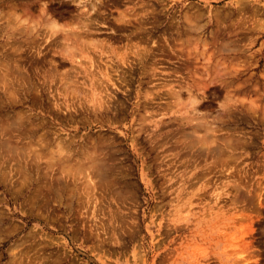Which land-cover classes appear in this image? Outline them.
I'll return each instance as SVG.
<instances>
[{
    "label": "rangeland",
    "instance_id": "374dc122",
    "mask_svg": "<svg viewBox=\"0 0 264 264\" xmlns=\"http://www.w3.org/2000/svg\"><path fill=\"white\" fill-rule=\"evenodd\" d=\"M0 80V264H264V0H0Z\"/></svg>",
    "mask_w": 264,
    "mask_h": 264
},
{
    "label": "bare ground",
    "instance_id": "6f19581e",
    "mask_svg": "<svg viewBox=\"0 0 264 264\" xmlns=\"http://www.w3.org/2000/svg\"><path fill=\"white\" fill-rule=\"evenodd\" d=\"M25 22V21H24ZM10 24V23H9ZM53 25V24H52ZM20 26V25H19ZM7 27V26H6ZM12 27V26H11ZM11 29V28H10ZM20 29V28H19ZM18 29V30H19ZM55 29H57V28H55ZM52 31V30H51ZM59 31V30H58ZM57 31V32H58ZM15 34V33H14ZM77 39V38H76ZM67 47V46H66ZM65 50V49H64ZM7 65V64H6ZM6 67V66H5ZM19 73V72H18ZM1 81V80H0ZM6 89V88H5ZM10 91V90H9ZM15 95V94H14ZM177 95V94H176ZM109 96V95H108ZM97 108V107H96ZM17 120V119H16ZM16 120H14V121H16ZM19 122V121H18ZM206 125V124H205ZM5 126V125H4ZM203 126V125H202ZM5 129V128H4ZM204 130V129H203ZM202 131V130H201ZM210 133V132H209ZM194 135V134H193ZM7 141V140H6ZM3 142V141H2ZM8 142V141H7ZM4 143V142H3ZM59 143V142H58ZM192 144V143H191ZM6 145H7V143H6ZM3 146V145H2ZM55 146V145H54ZM14 147V146H13ZM12 149V148H11ZM59 149V148H58ZM61 150V149H60ZM62 151V150H61ZM112 151V150H111ZM14 152V151H13ZM29 152V151H28ZM97 152V151H96ZM60 154H61V152H59ZM32 154V153H31ZM84 154V153H83ZM68 155V154H67ZM25 156V155H24ZM49 156V155H48ZM46 157V156H45ZM92 159V158H91ZM95 159V158H94ZM43 160V159H42ZM58 160H60L59 158H58ZM62 160V159H61ZM97 160V159H96ZM76 161V160H75ZM80 162V161H79ZM91 162H92V160L90 161V164H91ZM97 162H98V160H97ZM97 162H95L96 164H98ZM75 163V162H74ZM94 163V162H93ZM94 163V164H95ZM101 163V162H100ZM76 164V163H75ZM93 164V165H94ZM69 165V164H68ZM78 165V164H77ZM102 165V164H101ZM75 166V165H74ZM100 166V165H99ZM64 167V166H63ZM88 167V166H87ZM87 172V171H86ZM97 172V171H96ZM95 173V172H94ZM100 173V172H99ZM77 174V173H76ZM94 175V174H93ZM89 181V180H88ZM73 183V182H72ZM89 185V184H88ZM84 186V185H83ZM92 191V190H91Z\"/></svg>",
    "mask_w": 264,
    "mask_h": 264
}]
</instances>
